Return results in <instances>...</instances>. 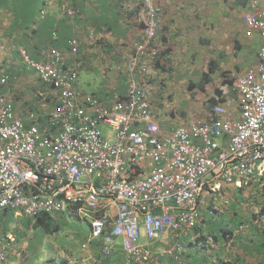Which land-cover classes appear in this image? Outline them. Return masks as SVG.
Here are the masks:
<instances>
[{"label":"built area","instance_id":"1","mask_svg":"<svg viewBox=\"0 0 264 264\" xmlns=\"http://www.w3.org/2000/svg\"><path fill=\"white\" fill-rule=\"evenodd\" d=\"M247 1L244 34L261 38L256 65L237 76L236 96L167 133L148 87L137 80L139 68L146 70L141 56L163 26L156 0L144 1V33L126 62L128 89L109 108L78 86V71L59 49L43 48L37 60L21 48L50 87L56 103L49 116L58 128L44 131L32 111V122L18 115L8 77L0 75V264H8L15 241L2 232L5 210L36 218L69 206L87 220L91 237H103L105 256L122 239L127 259L119 264H164V257L183 264V240L199 225L204 180L241 183L257 169L264 173V7ZM69 44L76 53L79 39ZM230 104L238 115L228 114ZM143 236L167 238V247L153 250Z\"/></svg>","mask_w":264,"mask_h":264},{"label":"crops","instance_id":"2","mask_svg":"<svg viewBox=\"0 0 264 264\" xmlns=\"http://www.w3.org/2000/svg\"><path fill=\"white\" fill-rule=\"evenodd\" d=\"M35 1L0 0V72L15 77L7 86L15 95L16 113L26 117L29 109L45 110L54 105L51 91L38 78L35 70L28 67L21 48L26 49L33 59L40 58L43 48H59L69 66L77 69L78 86L85 92L94 93L108 108L115 100L125 96L128 87L126 62L132 56L133 43L140 40L144 33L147 11L143 0H85L75 17L66 16V5L51 2L49 10L45 12ZM157 2L162 8L160 16L164 22L163 31H166L164 37L174 46L169 54L161 58L159 64L148 59L149 69L146 74H149L150 81L147 83H154L155 86L157 69L163 74L170 73L169 71L174 74L181 69V62L186 67V63L193 66L197 63L196 59L203 57L202 52L206 65H209L208 75L212 79L216 78L213 65L210 67V61L212 63L214 59L221 60L223 65L219 68L227 73L235 69L242 71L243 43H252L255 35L260 38L258 33L253 37L244 34L246 27L242 16L248 8L247 1ZM260 6L264 7V0ZM220 14L225 17H221L219 23L216 16L219 17ZM204 15L209 17H203ZM209 20L212 21L208 22ZM235 32H239L240 38ZM72 35H76L80 41L79 50L75 54L67 44V39ZM162 43L159 39L156 42L158 47ZM202 45L208 50L203 49ZM216 49L222 58L212 56ZM254 55L256 59L253 64L257 61V50ZM225 65L228 66L222 68ZM184 74L188 73L182 68L181 75ZM182 77L177 78L179 81L176 80L181 82ZM210 78L204 81L206 85L212 80ZM219 78H222L221 74ZM151 99L156 119L162 120L161 127L165 133L174 126L169 120L171 116L162 112V106L156 103L157 98L152 96ZM39 125L44 131L57 132L45 120L39 121ZM253 187L256 193L261 191L264 194V174L258 169L253 176L241 183L237 181L225 184L211 176L204 180V190L199 197L204 217L192 235L186 236L187 241H192L193 245L188 243L183 254V264H264V201L258 205L247 201V209L232 202L235 194H231L234 190L244 193L246 189ZM228 197L232 199L229 200ZM50 218L57 229L51 232L42 226L39 229L52 234V238L59 236L61 264H119L126 261L122 239L118 238L111 254L105 256L102 250L103 239L91 237L89 223L79 216L75 207L73 210L52 213ZM33 221L12 210L4 215L3 224L8 222L9 228L2 226L3 231L15 237L14 245L9 251V264H36V250L42 244L39 242L38 246L31 245L28 235L24 234L26 227L27 230L37 228H34ZM35 233V230L32 231V235ZM32 237L37 239L38 234ZM142 239L153 250H162L168 244L167 238L153 242L146 241L144 236ZM32 246L36 248L33 249ZM170 261L167 257L163 258L164 264H170Z\"/></svg>","mask_w":264,"mask_h":264},{"label":"rangeland","instance_id":"3","mask_svg":"<svg viewBox=\"0 0 264 264\" xmlns=\"http://www.w3.org/2000/svg\"><path fill=\"white\" fill-rule=\"evenodd\" d=\"M223 13V12H222ZM203 17H209L207 15H204ZM225 17L224 14H220L219 17L216 16L218 19V22L220 23V18ZM213 19V17H212ZM212 20H209L210 22ZM216 24V22H213ZM240 32V31H239ZM239 32H235L237 36L240 38ZM260 46V38L258 35H255V38L253 42L251 43H243V50H242V56L243 63L241 66L242 70H246L247 67H250L255 61L256 57L254 55V52L258 50ZM203 49L208 50L206 46H201ZM216 48L217 46L214 45ZM201 53V51H200ZM203 57L200 59H196L197 63H195L193 66L186 63V65H182L181 62V69L185 68V71L188 73L187 75H181V69L177 71L176 73H162L157 69L156 71V79H155V86L154 83H147L146 86L151 90V94L154 98H157V104L158 106H162V109L164 112L169 113L171 110L176 111V115L173 116L174 112L168 114L171 117V124L172 125H182L186 124L189 119L191 118H202L206 115V112L201 109L202 105L204 104V101L215 95L217 93L218 89H222V82L223 77L219 78L220 70L217 69V67H213L212 70L215 72L214 79L210 80L208 84L204 82V86H199V82L202 80H206L207 76L205 77V74L202 70H205L208 72L209 65H206V60L203 59L204 53H201ZM212 56L214 58H222L220 53L218 52V49H216L215 54L212 53ZM223 64L221 63L220 66ZM228 65L223 66L222 68L226 67ZM181 82H178L177 79L180 77ZM178 81H177V80ZM192 81V82H190ZM229 88V94H231V89ZM163 115V113H161ZM162 121V120H160ZM253 186H256L253 185ZM258 186V185H257ZM259 187V186H258ZM256 189L253 187L252 189H246L244 193H240L237 189L232 192L231 195L235 194L234 200L232 202L237 206H243L245 209H247V201H250L254 203V205H258L259 202L264 201V194H262L261 191H258L256 193ZM230 196V195H228ZM229 200L232 199V197H228ZM245 200V201H244ZM200 223L201 219L204 217V208L200 207ZM27 218V217H25ZM30 220H35V218H30ZM22 221H25L22 219ZM4 228H9V223L6 222L3 224ZM62 230H64V224L61 225ZM37 227L36 229H28L27 227L24 229V234L28 235L29 242L31 245L38 246V243L40 242L42 244V247L40 249L36 250L35 255V263L36 264H50L53 262V264H61L60 257H59V249H60V239L59 236H54L52 238V234H48L44 232L43 230H40ZM36 231L35 234L32 235V231ZM38 234V238L34 239L32 236H35ZM57 237V239H56ZM61 237V236H60ZM56 239V240H55ZM33 249L36 248V246H32ZM38 253H41L39 255ZM41 257V258H40Z\"/></svg>","mask_w":264,"mask_h":264},{"label":"trees","instance_id":"4","mask_svg":"<svg viewBox=\"0 0 264 264\" xmlns=\"http://www.w3.org/2000/svg\"><path fill=\"white\" fill-rule=\"evenodd\" d=\"M67 1H68V3H67ZM84 1L85 0H36L35 1V4H37V6H41V9H43V10H45V12L46 11H48L49 10V8H50V5H51V2L52 3H57V5H66V7H65V14H66V16H71V17H75L77 14H78V10H79V7H81L83 4H84ZM145 0H143V2H144ZM157 1V0H156ZM247 0H243V2L245 3ZM247 3H248V1H247ZM68 5V6H67ZM159 11L160 12H162V8H160V5H159ZM146 15H147V13H146ZM163 23V26H162V29L159 31V33H158V35H157V37H156V39L153 41V45H152V48H150L149 50H147L146 52H145V54L144 55H142L141 56V60L145 63V65H146V67L149 69V65H147V61H148V59H152V60H154V62H155V64H159L160 62L159 61H161V58H163L164 56H166L167 55V53L169 54L170 53V50H171V48H172V46H174L172 43H169V41L166 39V37H164L165 36V34H166V31H163V29H164V22H162ZM170 29V28H169ZM74 37H77L76 35H72L71 37H67L68 39H67V44H68V48H69V50L71 51V47H70V40L72 39V38H74ZM78 38V37H77ZM79 39V38H78ZM161 40L163 43V45L161 46V47H158L157 46V44H156V42H157V40ZM137 41H139V40H137ZM137 41H135V42H137ZM134 42V43H135ZM134 43H133V53L132 54H134ZM48 47H50V48H53L54 46H48ZM48 47H46V48H48ZM54 48H57V47H54ZM57 49H59V48H57ZM79 50V49H78ZM62 52V51H61ZM78 52V51H77ZM76 52V53H77ZM63 53V52H62ZM75 54V53H74ZM40 55V54H39ZM65 56V55H64ZM40 59V58H39ZM39 59H37V60H39ZM68 64V63H67ZM220 64H221V60H219V59H217V60H213L212 61V63H211V61H210V67L213 65V67H217V68H219L220 67ZM69 65V64H68ZM127 66V65H126ZM29 67V66H28ZM160 67V66H159ZM146 68V69H147ZM76 69V68H75ZM126 69H127V75H126V80H127V86H128V71H129V68H128V66L126 67ZM77 70V69H76ZM144 70L145 69H143V68H139V73H138V75H137V80L140 82V83H143V84H145V83H147L148 81H150V79H149V74L147 73L146 74V72H144ZM219 70H220V68H219ZM170 73H172L171 71H169ZM230 72V71H229ZM205 74V77L207 76V78H210V76L208 75L209 74V72H206V73H204ZM221 75H222V77H223V82H222V89H218L217 90V93H216V96L215 95H213L212 97H211V101H212V103H214V102H216V101H218L219 100V98L220 99H224V97L227 95V94H229L230 92H229V88H231L232 87V84H233V80H230L231 78H229V76H227V72L226 71H224V70H221V73H220ZM0 75L1 76H7L8 77V81H10V80H14L15 79V77L14 76H12V77H10V75H8V74H5V73H1L0 72ZM38 76V75H37ZM38 78H39V76H38ZM206 78V79H207ZM40 79V78H39ZM210 79H212V78H210ZM41 80V79H40ZM42 81V80H41ZM204 81L205 80H202V81H200L199 82V84H200V86L201 87H203L204 86ZM43 82V81H42ZM44 83V82H43ZM202 83V84H201ZM44 85L46 86V88H49V90H50V87L48 86V85H46L45 83H44ZM127 89H128V87H127ZM232 90V89H231ZM51 91V90H50ZM13 93V92H12ZM51 94V96H52V93H50ZM91 94H93L94 96H96L94 93H91ZM97 97V96H96ZM125 96H123V97H121V98H119V99H122V98H124ZM13 98H14V102H15V95L13 94ZM101 102H102V100L99 98V97H97ZM118 100V99H117ZM116 101V100H115ZM55 101H54V105L50 108V109H45V110H40V109H35V108H33V109H29V111H28V113L29 112H34V113H36V115H37V120H38V122L39 121H42L43 122V120H45L48 124H52L56 129L58 128L57 127V125H55L54 123H52V121H51V119H50V116H49V112L51 111V109H53V107L55 106ZM103 103V102H102ZM114 103V102H113ZM161 107V106H160ZM40 110V111H39ZM163 113H165L164 111H162ZM172 112H174L173 110H172ZM28 113H27V116L26 117H24L25 119H26V121L27 122H32V121H30L27 117H28ZM155 118H156V114H155ZM137 168H140V167H138L137 166ZM73 206H69L67 209H66V211H69V210H73ZM7 213V211L4 213V215ZM50 215L51 214H44V215H41V216H38V217H36L35 218V220L33 221V226H34V228H36V227H39V226H42L43 228H45L47 231H49V232H51V231H54L55 229H57V226H56V224H55V222L50 218ZM102 239H103V237H101Z\"/></svg>","mask_w":264,"mask_h":264},{"label":"clouds","instance_id":"5","mask_svg":"<svg viewBox=\"0 0 264 264\" xmlns=\"http://www.w3.org/2000/svg\"><path fill=\"white\" fill-rule=\"evenodd\" d=\"M245 12V11H244ZM242 18H243V16H242ZM245 32V31H244ZM260 47V46H259ZM259 49V48H258ZM258 51V50H257ZM257 60H258V57H257ZM27 63V62H26ZM256 63H257V61L254 63V64H252L250 67H252V66H254V65H256ZM28 65V64H27ZM250 67H247L246 68V70L248 69V68H250ZM147 68V67H146ZM33 69V68H32ZM246 70H242V71H239V70H237V69H235V70H231L230 72H228L227 73V76H229V78H231L230 80H233V88H232V92H231V94H227L225 97H224V99H220L219 98V100L218 101H216V102H214V103H212V101H211V97H209V98H207L205 101H204V104L202 105V107H201V109H203L205 112H206V117H207V114H208V111H210V110H212V106L213 105H215L216 103H221V102H223V103H225L226 101H227V99L229 98V97H232V96H236L237 95V91H236V89H235V81H236V78H237V76L238 75H240V74H242V73H244ZM146 71H148V68L144 71V72H146ZM145 85V84H144ZM149 89V88H148ZM149 92H150V100H151V102H152V99H151V97H152V94H151V90H149ZM215 96H216V94H215ZM152 104H153V102H152ZM238 106V105H237ZM237 106H236V104H230V105H226V108H227V112H228V114H230L231 112H233V115H232V117H234V115L236 114V115H238V113H239V110H238V108H237ZM156 111V110H155ZM165 113H167V112H165ZM170 113H172V110L169 112V113H167V114H170ZM176 115V111H174V114H173V116H175ZM189 121V120H188ZM159 123L161 124V122L159 121ZM176 126H178V125H176ZM175 125L174 126H172V127H176ZM171 127V128H172ZM170 128V129H171ZM169 129V130H170ZM169 130H167L165 133H167ZM162 133H163V128H162ZM256 173V172H255ZM254 173V174H255ZM253 174V175H254ZM264 174V173H263ZM252 175V176H253ZM251 177V176H250ZM246 179H248V178H245V179H243L242 181H244V180H246ZM9 210H11V209H7V210H5L4 212H3V215H2V219H3V222H4V213L6 212V211H9ZM13 211V210H12ZM3 222H2V226H3ZM199 226V225H198ZM198 228V227H197ZM196 228V229H197ZM2 232H3V234H10V233H8L7 231H3V227H2ZM193 233V232H192ZM192 233L190 234V235H192ZM188 236V235H187ZM199 237V236H198ZM184 242H185V251H186V248H187V245H188V243H191L192 245H193V242L191 241V242H188L187 241V239H186V237H185V239L183 240ZM15 242V241H14ZM14 242H13V245H14ZM184 251V252H185ZM184 252H183V254H184ZM183 254H182V257H183ZM171 262V261H170ZM10 262H9V251H8V264H9ZM171 264V263H170Z\"/></svg>","mask_w":264,"mask_h":264}]
</instances>
